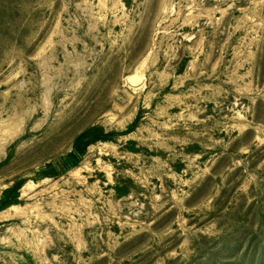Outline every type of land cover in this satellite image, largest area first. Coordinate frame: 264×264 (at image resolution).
<instances>
[{"label": "rangeland", "instance_id": "rangeland-1", "mask_svg": "<svg viewBox=\"0 0 264 264\" xmlns=\"http://www.w3.org/2000/svg\"><path fill=\"white\" fill-rule=\"evenodd\" d=\"M15 186L0 264H264V0H0Z\"/></svg>", "mask_w": 264, "mask_h": 264}, {"label": "trees", "instance_id": "trees-1", "mask_svg": "<svg viewBox=\"0 0 264 264\" xmlns=\"http://www.w3.org/2000/svg\"><path fill=\"white\" fill-rule=\"evenodd\" d=\"M90 130L82 133L75 141L73 146V152L68 156V160H71L69 165L75 166L77 162L79 161L80 157L84 154V150L86 146L90 143L82 144V141L86 138L87 135L90 134ZM110 137V134H101L99 137H97V140L101 141H107ZM19 187L15 186L11 189H7L4 191L3 197L0 199V211L10 207L15 203V200L17 197H19Z\"/></svg>", "mask_w": 264, "mask_h": 264}, {"label": "water", "instance_id": "water-1", "mask_svg": "<svg viewBox=\"0 0 264 264\" xmlns=\"http://www.w3.org/2000/svg\"><path fill=\"white\" fill-rule=\"evenodd\" d=\"M133 79H134V81H133ZM136 79V80H135ZM131 86H133V87H136L137 85H139L140 83H141V80H139V78L138 77H134V78H130L129 79V82H128Z\"/></svg>", "mask_w": 264, "mask_h": 264}, {"label": "bare ground", "instance_id": "bare-ground-1", "mask_svg": "<svg viewBox=\"0 0 264 264\" xmlns=\"http://www.w3.org/2000/svg\"><path fill=\"white\" fill-rule=\"evenodd\" d=\"M132 76H129L128 78H127V81H129V79L131 78Z\"/></svg>", "mask_w": 264, "mask_h": 264}]
</instances>
